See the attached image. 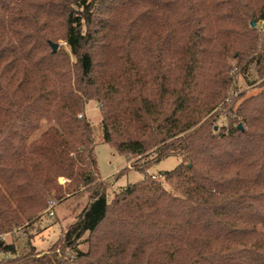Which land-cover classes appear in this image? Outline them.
Here are the masks:
<instances>
[{
  "label": "trees",
  "instance_id": "1",
  "mask_svg": "<svg viewBox=\"0 0 264 264\" xmlns=\"http://www.w3.org/2000/svg\"><path fill=\"white\" fill-rule=\"evenodd\" d=\"M59 38L70 55L52 52ZM250 66L264 77V0H0V264H264V84L237 105L232 82ZM87 101L103 143L144 175L111 203ZM49 114L61 128L29 142ZM168 157L180 163L146 174ZM92 184L59 241L72 261L4 241Z\"/></svg>",
  "mask_w": 264,
  "mask_h": 264
},
{
  "label": "rangeland",
  "instance_id": "2",
  "mask_svg": "<svg viewBox=\"0 0 264 264\" xmlns=\"http://www.w3.org/2000/svg\"><path fill=\"white\" fill-rule=\"evenodd\" d=\"M255 27V25L253 26ZM257 32L260 34L262 31L263 23L258 22ZM54 44L58 45V50L68 53L70 55L69 47L61 39H55ZM70 60L73 62L71 56ZM232 66H235V61H232ZM232 82L236 86V90L233 92L234 97L242 96L238 102L241 103L246 98L259 95L263 91L264 77L260 78L255 73L252 66L247 69L245 74L234 75ZM85 119L88 121L91 137L94 143V155L96 159V169L101 181V190L105 191V196L108 203H111L115 194L120 193L127 185L134 184L144 178L142 173L135 171L131 168L133 163L132 159L126 160L122 155L116 153L113 146L103 143L102 130L100 126L101 113L100 105L95 101H87L85 104ZM38 127L29 137L30 141H37L40 133L49 127L61 128L58 117L54 114H49L37 118ZM226 123L225 117L220 116L217 119L216 125L218 127L223 126ZM140 161L139 163H143ZM180 163V159L177 157H168L160 160L151 165L145 172L148 175L158 177L160 173L170 171L174 169ZM161 179V178H160ZM57 183L65 187L68 183L62 177L57 178ZM163 187L170 190L168 184L162 183ZM95 185L84 186L75 191H70L64 198L52 209V215L48 214V208L41 214L40 220L32 227L27 229H16V231L10 235L3 237L6 243H14L19 253H25L29 251L32 246L36 253L40 255L46 253L50 247L56 248L57 258H66L68 260L74 259L76 253L74 250L68 249L62 256L59 247V241L62 238L63 233L69 226L74 224L79 214L87 207L89 199L95 192ZM100 190V191H101ZM88 233H85L80 240L77 241L76 250L82 255H86L89 250ZM8 256L0 253V261L6 259ZM84 259L80 260L77 264H84Z\"/></svg>",
  "mask_w": 264,
  "mask_h": 264
},
{
  "label": "water",
  "instance_id": "3",
  "mask_svg": "<svg viewBox=\"0 0 264 264\" xmlns=\"http://www.w3.org/2000/svg\"><path fill=\"white\" fill-rule=\"evenodd\" d=\"M250 25H251V27H253L255 24H254V22H251ZM49 45H50L53 53L57 51V48H58L57 44L50 43ZM239 128H241V126H239Z\"/></svg>",
  "mask_w": 264,
  "mask_h": 264
},
{
  "label": "built area",
  "instance_id": "4",
  "mask_svg": "<svg viewBox=\"0 0 264 264\" xmlns=\"http://www.w3.org/2000/svg\"><path fill=\"white\" fill-rule=\"evenodd\" d=\"M55 203L53 201L49 202L48 204V214L51 216L52 215V209L54 207Z\"/></svg>",
  "mask_w": 264,
  "mask_h": 264
}]
</instances>
